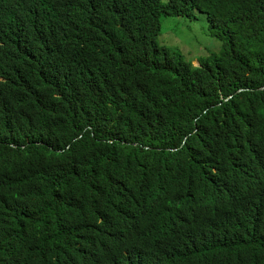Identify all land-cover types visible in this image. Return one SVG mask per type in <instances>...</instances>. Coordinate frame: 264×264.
<instances>
[{"label": "trees", "instance_id": "obj_1", "mask_svg": "<svg viewBox=\"0 0 264 264\" xmlns=\"http://www.w3.org/2000/svg\"><path fill=\"white\" fill-rule=\"evenodd\" d=\"M0 264H264V0H0Z\"/></svg>", "mask_w": 264, "mask_h": 264}, {"label": "rangeland", "instance_id": "obj_2", "mask_svg": "<svg viewBox=\"0 0 264 264\" xmlns=\"http://www.w3.org/2000/svg\"><path fill=\"white\" fill-rule=\"evenodd\" d=\"M158 42L183 54L194 66L221 50V43L208 30L205 13L194 16H162V31Z\"/></svg>", "mask_w": 264, "mask_h": 264}]
</instances>
